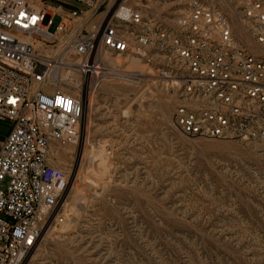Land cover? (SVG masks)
I'll use <instances>...</instances> for the list:
<instances>
[{"label":"rangeland","instance_id":"1","mask_svg":"<svg viewBox=\"0 0 264 264\" xmlns=\"http://www.w3.org/2000/svg\"><path fill=\"white\" fill-rule=\"evenodd\" d=\"M247 1L211 0L235 37L264 57L240 18ZM187 2L126 0L167 27ZM45 25L51 33L69 27L52 15ZM105 59L110 67L85 82L89 93L77 88L78 73L63 72V89L83 91L91 108L82 142L52 150V164L69 176L66 219L43 232L24 264H264L261 148L183 135L173 119L177 103L158 79L160 58ZM9 126L0 123V143Z\"/></svg>","mask_w":264,"mask_h":264},{"label":"built area","instance_id":"2","mask_svg":"<svg viewBox=\"0 0 264 264\" xmlns=\"http://www.w3.org/2000/svg\"><path fill=\"white\" fill-rule=\"evenodd\" d=\"M56 1L0 0V123L10 124L0 143V264H24L43 232L66 219L69 176L52 164V150L82 142L87 99L63 89L65 70L78 73L77 88L89 93L85 82L110 67L107 55H154L183 135L264 152V57L235 37L211 0H188L172 27L126 0ZM64 4L78 7L66 12ZM240 13L264 48V0L244 2ZM51 15L69 27L51 33Z\"/></svg>","mask_w":264,"mask_h":264},{"label":"bare ground","instance_id":"3","mask_svg":"<svg viewBox=\"0 0 264 264\" xmlns=\"http://www.w3.org/2000/svg\"><path fill=\"white\" fill-rule=\"evenodd\" d=\"M66 29L62 28V31H65ZM57 38L61 39V36H58ZM133 63L138 64L139 61L138 60H133ZM93 96V95H92ZM91 108V97H87L86 100V105H85V116H86V112L89 111V109ZM92 110V109H91Z\"/></svg>","mask_w":264,"mask_h":264}]
</instances>
